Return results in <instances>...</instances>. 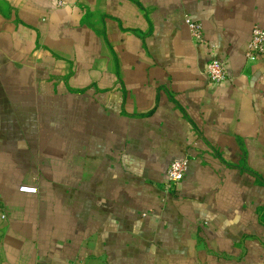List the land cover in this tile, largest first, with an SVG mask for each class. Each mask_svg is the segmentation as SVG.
<instances>
[{"label":"crops","instance_id":"obj_1","mask_svg":"<svg viewBox=\"0 0 264 264\" xmlns=\"http://www.w3.org/2000/svg\"><path fill=\"white\" fill-rule=\"evenodd\" d=\"M254 26L264 0H0V264H264Z\"/></svg>","mask_w":264,"mask_h":264},{"label":"built area","instance_id":"obj_2","mask_svg":"<svg viewBox=\"0 0 264 264\" xmlns=\"http://www.w3.org/2000/svg\"><path fill=\"white\" fill-rule=\"evenodd\" d=\"M185 25L193 44L207 45L200 23L194 22L191 19H185ZM245 57L248 61H253L257 57H264V30L258 26L252 28L250 39L245 50ZM203 75L212 85H222L230 81L228 71L217 58H210L205 63ZM188 162V159H182L170 163L161 186L165 193H174L176 191L177 186L185 176Z\"/></svg>","mask_w":264,"mask_h":264}]
</instances>
